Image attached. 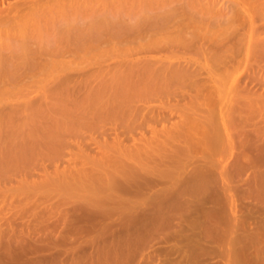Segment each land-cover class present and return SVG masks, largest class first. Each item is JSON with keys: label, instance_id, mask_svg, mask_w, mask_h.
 I'll return each mask as SVG.
<instances>
[{"label": "rangeland", "instance_id": "obj_1", "mask_svg": "<svg viewBox=\"0 0 264 264\" xmlns=\"http://www.w3.org/2000/svg\"><path fill=\"white\" fill-rule=\"evenodd\" d=\"M154 1H147L154 5L149 13L146 0H0L3 139L12 136L6 135L14 122L25 123L21 113L14 116L16 108L59 90L84 69L136 67L145 61L192 69L189 76L169 81L141 80V87L153 84L158 92L134 96L136 104L139 99L143 103L130 128L121 126L123 120L102 117L99 133L92 129V135L84 132L86 137L74 130L63 137L69 144L56 151L27 134L26 143L36 148H18L26 151H17L20 161L16 150L10 155L11 150L4 153L0 147V264L264 263V230H258L264 218V39L249 30L234 32L229 22L227 29L223 24L211 30L201 23L187 29L177 22L162 33L133 39L115 32L122 22L139 25L136 19L144 10L170 16L189 4L165 0L166 9ZM206 1L197 0L199 5ZM217 1L246 8L256 0ZM255 25L261 29L263 20L257 18ZM75 85V93L82 95ZM24 128L29 129L26 123ZM114 138L129 148L148 142L161 147L146 153L153 162L145 159L139 168L133 164L138 168L133 176H116L112 190L89 193L75 183L56 185L72 167L75 173L84 167L101 171L104 165L98 164L115 149L106 146L113 150L104 154L105 140L111 144ZM64 157L70 158L69 165ZM48 172L61 181L55 178L51 186ZM224 187L230 189L228 196Z\"/></svg>", "mask_w": 264, "mask_h": 264}, {"label": "bare ground", "instance_id": "obj_2", "mask_svg": "<svg viewBox=\"0 0 264 264\" xmlns=\"http://www.w3.org/2000/svg\"><path fill=\"white\" fill-rule=\"evenodd\" d=\"M147 1L148 0H146V2H145V3H147V5L145 3H144V5H146V8H147V6L150 4V6L152 7L151 8L150 6H148L150 8V11H149V13H150L151 9L153 10L154 5L152 3L147 2ZM149 1L152 2V0H149ZM155 1H157V0H155ZM195 1L197 2V0H190V1L188 0L187 3H189V4H186L185 6H183L182 11H177L176 14L173 13L172 15L170 14V16L167 15L168 14L167 12H166L167 16L164 14H161L163 12L160 13L162 16L159 13H157L158 16H154V15L148 14L146 12L148 14L147 15L145 13V10H144L143 12L141 11L144 14V15L142 14V16H145V15L146 16L142 18L141 13L137 12L138 14H140V18H138L139 17L138 14L135 17L134 16L133 17L135 19L138 18V19H136V21L139 22L138 23L139 25H134V23H132L134 25L133 26L132 24H129L130 21H129V23H128V21H126V23H128V24L122 22L120 25H117V30H115V32L120 33V34L121 33L126 34L128 37L130 36V39L131 38L133 39V37H131L133 35H135L136 37H142V36H146V35L162 33L165 30H167L169 27H171L174 23H177V22H179V24H186L187 29L196 26L197 23H201V24H204L205 28H207L209 30L213 29L214 26H223V24L225 26V29H227V25H225V24H228V22H229L228 26L230 24L235 25L234 26L235 27L234 32L236 31L237 33H239V32L243 33L244 30L245 31L249 30L250 34L251 33H258L260 35V38L264 39V34H263L264 33V29H263L264 25H262L263 26L261 28L262 31H260L261 29L259 28L260 29L259 30L258 27L255 25L257 18L262 19L263 24H264V0H256L255 2L253 1L254 4L252 2L251 3L252 6L251 5L249 7L246 6V8H243V7L239 8L238 7L239 2L238 3L225 4V2H226L225 1V2H223L224 4L223 3L219 4L217 0H215V1L214 0H207L206 2L202 3L204 5H201V4L199 5V3L197 2L198 6L200 7V8H197L196 3L194 4ZM157 2H155V5L158 4V6H160L159 8L165 7L166 4H169L165 0H162V1L159 0ZM144 5H143V7H145ZM158 6H156V7H158ZM186 6H188V7H186ZM146 8H144V9H146ZM149 8L146 10H149ZM174 8H179V6L174 7ZM174 8H172L171 10L173 11ZM0 13H1V15H3L4 10H0ZM164 13H165V11H164ZM148 16H153V17L151 19H149L150 17H148ZM154 17H156V18H154ZM158 17H160V18H158ZM141 19H144L145 21H142ZM140 21H142V23ZM224 22H226V23H224ZM237 25L238 26L240 25V26L238 27ZM259 27H261V26H259ZM260 46H261V49L264 50V43L263 44L261 43ZM135 66L136 67H134L133 65L128 66V67H123V68L120 67L122 69H120V68H103V67L87 68V69H84L81 72H79L75 77L64 80L62 82V84L60 86L61 88L59 90L52 91V93L46 94L42 98H36V99L27 101L22 107L16 108L13 111V113H14V116H17L16 113H21V116L24 115V116H22L23 117L22 120H25L24 122L26 123V125L29 129H28V131H26L27 128L23 129V124H25V123L22 124V123L16 121V122H14V126L10 127L12 129V131L9 129L5 130V132L9 130V132L7 133L6 136H8L10 133H12V134H10L12 136L9 137V139H3L4 137L3 136H2L3 138L1 137V134L3 131V129L1 128V121H3L5 117L3 114H0V137H1V139H3V140L0 139V147H1V149L3 148L2 150H4V151H2V150L1 151L5 153V151L11 150V152H10V155H11L12 150H16V153H17V151L20 152L19 150L24 148L25 146L26 147L30 146L32 149H33V147L36 148V146H31L30 143H28L30 145H28L26 143L27 138L25 136L27 134H28V136H31L36 140L39 139V140H37V142L41 141V142L45 143V145L47 147H49L51 149L54 148V150L56 151V150H58V146L61 149L63 144H64V146H66L65 145L66 143L69 144L68 141L67 142L64 141L63 137L67 133L74 132V130H77L78 132L83 134L84 132H87V131L89 132V130L91 132V130L94 129L93 133H95V132L99 133L98 131H95V130H97L100 127L97 122L102 117L103 118L107 117L106 119H108V117H109V119L112 118L116 121L123 120L121 123L119 122L121 124V126L127 125L129 127H126V128H130V126H132L131 125L132 121L139 114L138 113L139 112L138 109H140L139 105L141 106V104L143 103V99H139L138 101L139 102L142 101V103L139 104V102H138L136 104L134 96L135 95L148 96V95H153V94L158 92L157 88L153 84L146 83L143 87H141L140 86L141 80L146 79V77H147L150 79L152 78V80H154V81L155 80L157 81L158 79H163L164 81H169L172 79L183 77L185 75L189 76V71H190V74L192 71V69L190 68L191 67L190 65H185L182 63H178L176 65L173 62L161 63L159 65H156L154 61H145V62L137 64ZM187 71H188V73H187ZM71 82H74V83H71ZM75 84H79L77 86V89H79L80 93L82 92V95L81 94L78 95V90L75 93V88H76V87L74 88V86H76ZM79 86H81L80 88L82 89V91L79 88ZM82 86L85 89L82 88ZM83 90H84V92H83ZM38 101H40V103H38ZM143 106L145 107L146 105H143ZM144 109H147V108L145 107ZM158 114H159V112H158ZM153 115L155 116L156 113ZM14 116H13V121H14V119L17 118V117L14 118ZM19 118H21V117L19 116ZM124 119H125V121H124ZM85 120H87V121H85ZM114 120L111 121V122H113L112 124H114V122H115ZM37 122H39L40 124ZM123 122H126V123L122 124ZM119 123L116 122L114 125L115 127L113 126V128H117L119 126L118 125ZM35 124L36 125L39 124L40 126L38 127V125L36 126ZM110 126H112V125H110ZM103 127H104V125H103ZM103 127L101 126V128H103ZM101 128H99V129H101ZM122 129H123V127H122ZM109 130H110V128H109ZM117 130H119V129H117ZM128 131H126V133ZM102 132L104 134V131H102ZM112 132H115V131H112ZM83 135H85V133ZM83 135H82V137H83ZM91 135H92V132H91ZM114 135H116V133ZM89 136H90V134H89ZM29 139H32V138H28V140ZM91 139H94V137ZM120 139L117 138V139H115L114 142L111 141L110 142L111 144H109L105 140L107 145H104V148H106L107 150H106V153H104V154H108V152H109L108 149H110V148H107L106 146H109V147L112 146L115 149L114 150H113V148L110 149V151L113 150L112 153L111 154L109 153L110 155H108L107 157H105V155H104L103 159H105V160H102L101 164H98V165H102V164L104 166L108 165L107 166L108 168L106 166L105 167L103 166L104 168L102 167L101 171L97 170L98 171V173H97L96 169L94 168V165L96 166V164H97L96 163L93 165V168L95 171L89 169V168H91L89 166H88L89 171L88 170L86 171V170H84L85 167L83 166L84 171L80 170V172H79V169H78V171L77 170L76 171L79 173H75V170H72L75 167H72V169H70V172H68V175H66L67 172H66L65 176L59 175L60 177L63 178L62 181L60 180L62 178L57 176V174L55 173L56 176L60 179H57V177H55V175H54V178L52 176L53 181L52 180H51V182L47 181V183L49 182V184L51 186H53L56 184V183L54 184V182H56L54 180H56V179L58 180L57 183L61 181L59 184H56L58 187H69L71 185H74L73 183H75L74 186L77 185L78 187L87 188V191L89 193L99 191V190H101V188H104V187L109 189V190L114 189V187H116L115 180L118 179V177L116 178V176H120V177L133 176L137 172L138 168L140 167L139 165L145 164V163H143V161L145 159H148V156H150V154H146V153H148V150L149 149L151 150V148H153V150H154V148L158 149L157 147L159 146V145L158 146L156 145V144H158V142H156L155 145H153L154 143L148 142L149 144L146 145L145 147L141 146L140 147L141 149H140V148H137V146L135 145L134 148H136V149H134L132 147L129 148L130 146L124 147L123 145H125V144L121 143V141L123 142V139L122 140H120ZM76 140H78V138ZM73 142L75 143V141H73ZM80 142L82 143V141L79 140V144H80ZM93 142H95V141L93 140ZM77 143H78V141H77ZM160 143L161 142H159V144ZM103 144L104 143H102V145H101V149H104V148H102ZM160 145H162V144H160ZM78 146H80V145H78ZM87 146H88V144H87ZM155 146H157V147H155ZM30 147L28 150H31ZM41 147L44 148L43 145ZM55 147H57V148L55 149ZM159 147H161V146H159ZM18 148H20V149L18 150ZM27 148L25 150H27ZM72 148H74V146H72ZM66 149H68V148H66ZM101 149H100V151H101ZM48 151H49V149H48ZM55 151H54V153H55ZM67 151H69V150H67ZM13 152L14 153H12V154H16L15 151H13ZM21 152L19 154L23 155V153H25L26 151L23 152V150H21ZM57 152H59V151H57ZM89 152H91V151H89ZM104 152H105V150H104ZM7 153H9V152H7ZM31 153H33V152H31ZM61 153H63V152L61 151ZM74 153H72V154L76 155V152H74ZM102 153H103V151H102ZM49 154L50 153H48L46 155H49ZM53 154L51 153L50 155L52 156ZM60 154L54 155L53 157H56V159H57V157ZM69 154H70V152H69ZM10 155H9V157H10ZM16 155H18V153ZM20 155H18V157H17L18 160L21 158ZM26 155H27V153H26ZM13 156L14 155H12L11 158H14ZM24 156H23V158H24ZM28 156H30V155L25 156V158H28ZM62 156H64V155H62ZM101 156H100V158H101ZM30 158H31V156H30ZM45 158L47 159V157H45ZM64 158H66V157H64ZM68 158H66V159L68 160ZM94 158H96V157H94ZM97 158H99V157L97 156ZM4 159H6V158H4ZM4 159H2V160L5 161ZM7 159H8V163H9L11 159L9 160L8 157H7ZM46 159H44V160H46ZM74 159H75V157H74ZM74 159H73V157L71 158L72 161H74ZM15 160H16V157H15ZM21 160H23V159H21ZM44 160H43V162H44ZM60 160H58V161H60ZM62 160H64V159H62ZM85 160L83 159V161H85ZM128 160L133 161V162H129ZM149 160L152 161L151 158L148 159V162H149ZM0 161H1V159H0ZM14 161L12 163H14ZM55 161H57V160H55ZM55 161H54V164H56ZM64 161H66V160H64ZM15 162H17V160ZM67 162L69 165L70 158H69V161H67ZM42 163L40 165H43ZM62 163H63V161H62ZM85 163H86V161H85ZM87 163H88V161H87ZM4 164H5V162H4ZM50 164H53V163L51 162ZM60 164H61V162H60ZM88 164H90V163H88ZM133 164L137 165L138 168L135 167V165H133ZM70 165H71V163H70ZM60 166L58 164V166H57L58 170L61 169V168H59ZM0 167H2V166L0 165ZM38 167L41 168V170H42L41 166H38ZM52 167H54V166H52ZM32 168H33V166H32ZM35 168L37 169V165ZM65 168L66 167H64V170H66ZM26 169H29V168H26ZM54 169H56V168L54 167ZM68 170L69 169H67L66 171H68ZM55 171H57V170H55ZM71 171H74V173L72 172L73 174H71ZM99 171H100V173H99ZM62 172L64 173L65 171H63V169H62ZM24 174L28 175L29 173L26 174L24 172ZM70 174H71V177H72V175H74V177H73L74 179H69ZM41 175H43V173ZM48 175L50 176L49 172H48ZM37 176H38V174H37ZM47 176L45 175L46 179L48 178ZM28 177H32V176L29 175ZM50 178H51V176L47 180H50ZM23 179H25V178H23ZM71 182H72V184H71ZM42 184L39 183V185H42ZM49 184H47V185L49 186ZM43 186H46V185H43ZM31 187L33 190L37 189L36 182L34 185L35 188L33 187V185ZM31 187H29V188H31ZM39 187L40 186H38V188ZM224 188H225V194L228 196L230 189L228 187H224ZM91 189H93V191H90ZM259 229L264 230V218L260 219V225L258 227V230Z\"/></svg>", "mask_w": 264, "mask_h": 264}]
</instances>
